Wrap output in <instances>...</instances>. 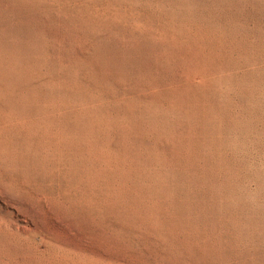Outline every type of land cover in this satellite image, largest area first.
Returning a JSON list of instances; mask_svg holds the SVG:
<instances>
[{
	"label": "rangeland",
	"instance_id": "obj_1",
	"mask_svg": "<svg viewBox=\"0 0 264 264\" xmlns=\"http://www.w3.org/2000/svg\"><path fill=\"white\" fill-rule=\"evenodd\" d=\"M0 264H264V0H0Z\"/></svg>",
	"mask_w": 264,
	"mask_h": 264
}]
</instances>
